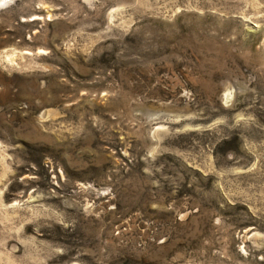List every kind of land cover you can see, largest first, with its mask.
<instances>
[{"label": "rangeland", "instance_id": "obj_1", "mask_svg": "<svg viewBox=\"0 0 264 264\" xmlns=\"http://www.w3.org/2000/svg\"><path fill=\"white\" fill-rule=\"evenodd\" d=\"M0 264H264V0H1Z\"/></svg>", "mask_w": 264, "mask_h": 264}, {"label": "bare ground", "instance_id": "obj_2", "mask_svg": "<svg viewBox=\"0 0 264 264\" xmlns=\"http://www.w3.org/2000/svg\"><path fill=\"white\" fill-rule=\"evenodd\" d=\"M1 1V0H0Z\"/></svg>", "mask_w": 264, "mask_h": 264}]
</instances>
